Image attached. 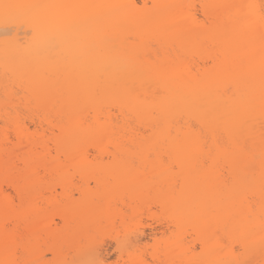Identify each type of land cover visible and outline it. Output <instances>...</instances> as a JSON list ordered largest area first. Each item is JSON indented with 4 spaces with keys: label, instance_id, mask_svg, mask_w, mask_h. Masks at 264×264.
Instances as JSON below:
<instances>
[{
    "label": "bare ground",
    "instance_id": "6f19581e",
    "mask_svg": "<svg viewBox=\"0 0 264 264\" xmlns=\"http://www.w3.org/2000/svg\"><path fill=\"white\" fill-rule=\"evenodd\" d=\"M152 1L141 11L136 0L63 1L52 15V7L41 11L46 2L0 0V24L32 28L23 36L0 31V93L10 99L13 82L22 86L36 117L32 130L0 100V264H47L43 248L56 264H70L71 252L78 258L91 248L82 243L90 231L115 229L118 220L128 227L117 200L135 215L156 200L178 231L196 227L200 254L178 235L156 264H241L233 248L217 253L207 230L219 226L246 257L264 254V213L229 222L227 209L208 210L226 202L264 208V0ZM90 149L121 158L167 154L183 172L151 170L154 183L122 172L103 189L100 207L75 201L64 177L66 199H45L53 186L44 188L43 176H66L63 162ZM204 158L206 171L198 167ZM129 256L130 264H149Z\"/></svg>",
    "mask_w": 264,
    "mask_h": 264
},
{
    "label": "rangeland",
    "instance_id": "374dc122",
    "mask_svg": "<svg viewBox=\"0 0 264 264\" xmlns=\"http://www.w3.org/2000/svg\"><path fill=\"white\" fill-rule=\"evenodd\" d=\"M63 1L78 2L79 0H30L29 3L32 4L31 6H35L33 4L34 2H46L45 6L41 5L40 7L41 11L46 12L47 7H52L54 9L52 11L53 12L52 15H55L56 14L55 5ZM26 6L27 4H22L23 10L28 8ZM152 6H153L152 0H148L147 2H144L143 0H136V9L139 11L144 10L146 8H151ZM41 11L40 13H42ZM26 14L37 15L39 13H36V10H29V12H26ZM15 15H20V14L16 13ZM1 29L4 32H10L9 34L8 33L5 34L7 36H11L16 31H20V32L22 31L21 36L24 35V32H28L29 34L32 32L31 26L27 25L25 22L0 24V31H2ZM7 78H8V83H12L13 77L9 73L7 75ZM12 90L13 93L15 91L13 97L8 99L2 93H0V100L2 102L4 101V104L6 103V107L8 111H14L15 109L16 110L18 109L17 111H18L19 119L25 124L29 125V127L32 128L33 130L35 128V123L33 122V119L36 117L33 112L34 110L31 108L32 105H30L28 108L26 107L29 101L25 100L23 97V87L18 86L17 84H15V82H13ZM3 122L4 121L1 120L0 124H3ZM11 137L12 139H14L12 134ZM83 157L85 158L87 157V158L84 160ZM165 157H167L169 161L175 162V165L179 170L178 172H172L169 170L170 165L168 163H165L164 160ZM63 165H65V170L67 169L66 165L69 170V173L66 176H58V175L43 176L44 185H45L44 188H46L47 185H49L50 183L49 186H53L50 188L52 189L54 195L53 196L52 194H50L51 190L50 189L48 190L47 188L44 194L45 199L56 198L58 200L57 197H59L60 198L59 201L61 202H63L66 199L65 194H63V190L61 191L62 188L61 181L63 180L64 177V182L65 180L67 181V179L70 181V182L68 181L69 182L68 188L70 186L71 190H69L70 189L69 188L67 192H71L73 188L74 192H72V194L69 193L68 194L74 196L72 198L75 201L84 202L86 199L92 203V206H97V207L103 206L104 203H106V199L104 200L103 189L112 187L117 181V176L122 172H131L134 176H136L138 182L144 179L145 181L147 180L153 183L157 180L156 177L154 176V172L158 170V168L168 169L170 171L169 172L170 175H179L178 173L183 172L180 163L175 159L169 158L167 154H162L161 156H156L155 154H149L147 156L121 158V157H114L111 154L100 155L95 151H93V149H90L86 154V156L76 157L74 161H68V160L64 161ZM198 165L199 168L202 167L203 170L206 171L210 168L209 167L210 161L204 158L203 161L200 162V164L198 163ZM151 170H155V171L151 173L150 172ZM139 175H143V176L139 177ZM70 178L76 181V183L72 184L73 187L70 184L73 182ZM47 181L48 183L46 184ZM178 182L180 183V180ZM152 186L150 188L151 193H153L154 190L157 188V186L155 185L153 187ZM176 189H180V187L179 188L176 187ZM84 191L86 192V196H84L83 194ZM62 195H64V197H60ZM116 202H117L116 205L118 207L123 208V211H126L125 213L127 215L128 214L130 215L132 213L127 205H122L119 200H117ZM115 203L113 204V206L115 205ZM210 204L211 203H209L208 210L211 216H216L219 213L224 214L225 209H227V211H230L229 215L227 216L229 222L235 220L237 221V218L241 215L243 216L248 215L249 218H252L253 216L257 215L259 216L260 219H263L264 208H259V205L254 202L244 203L241 204V206L236 202L234 203L226 202L217 206H211ZM42 205L46 206L47 200L43 202ZM129 215L127 216L129 224L128 227L124 229L125 231H123L122 227L119 226L120 223L118 220L117 225L119 226V228L117 231L115 230L118 227L117 225L115 229L104 228L99 232L92 230L89 233L92 238L90 237L91 239H89V241L87 242L85 241L84 238L82 243L83 244L91 243V248H96L98 250L102 258L104 259L105 264H130L131 258L129 254L133 256L134 255L139 256L140 259L142 260L145 259L144 261L149 264H156L157 258L154 256L157 255L158 253L162 254L163 253L162 250L164 249V246L166 244L165 242H169V241H173L174 239H177L178 235H179L178 237L179 239H181L184 236L183 237L184 239L182 238L181 240L183 241V243H186V245L185 244L184 245L187 248L189 247L190 248L189 250H192L193 253L196 254L201 253L202 243L194 224L189 223L182 230L178 231V227L174 225V223H172L170 220L168 210L163 208V206L158 201L156 202V200L155 201L153 200L150 203V207L142 208L139 212L136 213L137 217L135 214H131L132 217H130ZM55 219L60 221L58 217H56ZM227 228H228L227 226H225L224 228L219 226L218 229L211 228L207 230V234L209 233V235L211 236L215 233L214 236L212 237H214L218 241L217 253L220 256L226 255L227 251L229 252L231 248H233L234 254L237 255L241 260H243L241 264L244 263L264 264V254L263 255L258 254L257 256L250 255V257H246L245 256L246 254L244 253V249L241 245V241L237 237L234 236L230 237V235H228L227 233ZM119 241H123L126 244V246L128 247L127 251L125 252L121 251ZM41 253L42 255L44 254L43 256H45V259L47 260L52 259V253L47 248H43ZM73 256H74L73 252H71L67 260L72 261L76 259L73 258ZM244 256L246 257L245 259H243ZM154 258L156 260H154ZM200 259L202 260V262L198 264H213L211 261H206L205 259L202 258ZM229 264H235V262L232 261Z\"/></svg>",
    "mask_w": 264,
    "mask_h": 264
},
{
    "label": "snow or ice",
    "instance_id": "6c2138e0",
    "mask_svg": "<svg viewBox=\"0 0 264 264\" xmlns=\"http://www.w3.org/2000/svg\"><path fill=\"white\" fill-rule=\"evenodd\" d=\"M31 7H38V6H31ZM165 163H168L170 165V171L172 172H178V168L175 165V162L169 161L167 157L164 158ZM73 183H76L75 180H73ZM179 183L177 184V188H179ZM34 264H45V260L38 259L34 262ZM47 264H56V261L54 260H48ZM70 264H105L104 259L98 252L96 248H88L84 250L80 254V256L70 262Z\"/></svg>",
    "mask_w": 264,
    "mask_h": 264
}]
</instances>
